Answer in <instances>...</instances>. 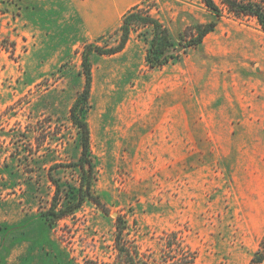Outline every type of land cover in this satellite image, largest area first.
Listing matches in <instances>:
<instances>
[{
	"label": "rangeland",
	"instance_id": "374dc122",
	"mask_svg": "<svg viewBox=\"0 0 264 264\" xmlns=\"http://www.w3.org/2000/svg\"><path fill=\"white\" fill-rule=\"evenodd\" d=\"M178 55L150 67L151 26L123 50L91 53L92 152L103 206L48 227L55 186L76 183L82 146L70 109L85 85L90 43L116 45L121 24L87 37L69 0H0V264H105L116 221L156 249L180 230L199 264H248L264 233V30L202 0H144ZM218 19L199 46L190 25Z\"/></svg>",
	"mask_w": 264,
	"mask_h": 264
},
{
	"label": "trees",
	"instance_id": "16d2710c",
	"mask_svg": "<svg viewBox=\"0 0 264 264\" xmlns=\"http://www.w3.org/2000/svg\"><path fill=\"white\" fill-rule=\"evenodd\" d=\"M211 13L218 18L226 10L238 19H253L264 30V0H202ZM151 26L152 36L147 51V63L150 67H159L169 63L178 53L176 41L162 22L150 14H144L135 6L123 17L120 41L111 47L104 48L90 43L83 53V73L85 85L76 96L70 109V118L80 132L82 151L76 161L68 163L75 167L78 181H62L49 172V178L55 189L49 206L40 212L42 220L48 227H54L63 218L76 214L83 205L92 201L103 206L100 195L97 193L96 162L92 152L91 128L87 119V113L91 108L92 89V62L91 53L113 54L124 49L131 30L138 25ZM218 19L206 22H195L190 25L191 34L187 46H199L207 34L216 29ZM129 224L127 220L118 215L116 221L115 249L116 258L111 263L105 264H199L198 251L189 243L186 236L180 230L164 231L157 240V248L144 250L141 245L130 239ZM248 264H264V233L261 236L258 247L253 251Z\"/></svg>",
	"mask_w": 264,
	"mask_h": 264
},
{
	"label": "crops",
	"instance_id": "0c3cea01",
	"mask_svg": "<svg viewBox=\"0 0 264 264\" xmlns=\"http://www.w3.org/2000/svg\"><path fill=\"white\" fill-rule=\"evenodd\" d=\"M87 37H98L115 30L124 15L144 0H69Z\"/></svg>",
	"mask_w": 264,
	"mask_h": 264
}]
</instances>
